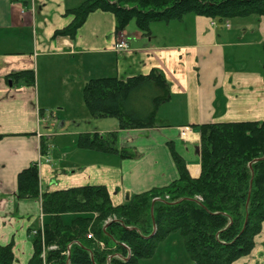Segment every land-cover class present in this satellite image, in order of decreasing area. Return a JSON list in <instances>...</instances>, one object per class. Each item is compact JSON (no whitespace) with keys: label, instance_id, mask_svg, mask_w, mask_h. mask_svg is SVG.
I'll return each instance as SVG.
<instances>
[{"label":"crops","instance_id":"obj_1","mask_svg":"<svg viewBox=\"0 0 264 264\" xmlns=\"http://www.w3.org/2000/svg\"><path fill=\"white\" fill-rule=\"evenodd\" d=\"M74 1L0 0V245L14 243L13 264H29L34 252L33 233L47 219L41 199H20L17 195L19 173L34 163H39L41 193L95 186L99 174L108 175V182L96 186H105L113 205L120 206L133 195L168 186L178 178L170 144L185 160L190 176L200 177L201 136L195 127L264 122V17L213 24L210 18L190 14L181 21L165 23L164 35L154 25L150 35L131 32L129 26L117 35L114 15L96 11L89 15L75 40L54 37L57 30L73 21L65 13L79 5L77 1L72 5ZM120 40L128 42L127 50H116ZM253 48L254 55L249 51ZM246 51L248 56L244 55ZM87 55L89 59L84 58ZM54 57H59L58 71L54 72L60 81L54 84L55 89L50 83L54 72L46 79L49 59ZM77 58L85 65L83 72ZM153 69L162 71L171 86V98L159 108L156 127L83 132H118L119 147L137 152L138 159L110 154L117 157L112 160L109 154L105 157V153L78 148L77 139L70 146L56 147L54 153L52 140L72 134L78 138L82 133L48 131L55 117V107L50 104L53 92L62 101L71 102L73 88L80 83L82 86L84 75L93 71H100L94 79H127L148 75ZM26 70L35 72V85L14 84L10 76ZM72 73L83 75L67 78ZM71 104L62 102L58 110L68 113ZM64 127L62 122L60 128ZM182 128H190L185 136L181 135ZM42 138H46L47 155L41 153ZM69 152H74L75 158H70ZM95 153L116 166L86 159L97 158ZM171 241L173 248L165 246L155 258L180 257L174 250L177 241ZM262 258L264 232L257 237L252 253L237 263L264 264Z\"/></svg>","mask_w":264,"mask_h":264},{"label":"trees","instance_id":"obj_2","mask_svg":"<svg viewBox=\"0 0 264 264\" xmlns=\"http://www.w3.org/2000/svg\"><path fill=\"white\" fill-rule=\"evenodd\" d=\"M96 11L114 15L117 35L133 21L150 35L153 23L181 21L190 14L219 23L264 17V0H84L66 11L73 21L54 37L75 40ZM10 79L34 86L36 75L26 70ZM170 98L171 86L158 69L127 79H91L83 88L92 117L114 118L118 130L156 127L159 108ZM195 129L201 136L200 177L190 176L170 144L178 178L120 206L113 205L105 186L41 193L38 162L20 172L18 197L41 199L47 218L44 234H34L29 264H146L161 244L178 237L193 264H234L250 255L264 229V122L210 123ZM46 144L42 138V155H47ZM77 147L122 159L140 157L119 147L118 132L82 133ZM13 248V242L0 245V264L14 263Z\"/></svg>","mask_w":264,"mask_h":264},{"label":"rangeland","instance_id":"obj_3","mask_svg":"<svg viewBox=\"0 0 264 264\" xmlns=\"http://www.w3.org/2000/svg\"><path fill=\"white\" fill-rule=\"evenodd\" d=\"M76 1L78 4H80L84 0H75L72 3V5H75ZM231 23H233V20H231ZM152 25L159 26V28H161L160 31H162L163 35H164L165 31L167 30V27H166L167 25L165 24V22H156V23H153ZM175 26H179V25H175ZM128 30L131 32L138 30L134 21L130 23ZM89 36L90 35H88V37ZM121 41L122 40H120L119 42H121ZM249 51L250 52L252 51L251 54L254 55L255 48H253ZM249 51L244 52V55L248 56ZM241 52H242V50H241ZM261 53H264V50H261ZM58 58L59 57H54L53 59H49V62L51 64L49 66L50 72L46 74V79L48 78L49 74H52L55 70H57V68L59 66ZM84 58L89 59V55H87ZM52 60H54V61H52ZM77 61L79 62L80 72H83L85 65H84V63H81V62H83L82 59L77 58ZM96 62L98 64L101 63L100 60H96ZM92 65L96 66V64H94V63ZM73 69H74V67L72 68V70ZM60 72L65 73V75H69V73H67L65 70L61 69ZM99 73H100V71L97 70V71H93L92 73H90L89 76L84 75V77H83L84 79L82 81V86L80 83L79 87L73 88L75 95L72 96L73 98H72L71 102H69L68 100L62 101L61 98L59 97V95H57L55 92H53L50 95V97L53 96L52 101H50V104L55 107V108H53L55 117L51 121V125H53V126L48 131L60 133L63 130L64 132H75V131H77V132L83 133V132L95 131V130L96 131L99 130V131H104V132L108 131L109 132V131H112L113 129H117V120L116 119H114V118H103V119L98 120V119L93 118L92 115L90 114V112L88 111L87 107L85 106L84 102H83V88H84V86L86 85V83L89 80L94 79L96 76H98ZM80 74L83 75V73H79L77 75L73 74L74 76L70 75V76H67V78H74V77L78 78ZM106 75H109V74H106ZM103 76H105V74H103ZM58 79L59 78H58L57 72H54L53 80L50 82V83H52L51 88L55 89L57 87V86H54V84L55 83L58 84L60 82V81H58ZM79 89H81L80 94H79ZM51 91L52 90H50L49 93H51ZM60 101H62L63 104H65V105L72 103L71 104V110L68 113H63L61 110H58V108L60 107L59 104L62 103ZM64 119H65V121H64ZM62 122H64V124H65L64 128H60V124ZM44 129L45 128H43V130ZM181 135L183 136L182 133H181ZM75 139H77V138H75V135L72 134V135L67 136V137H65V136L57 137L55 140H52V142H50V144L53 145V151L55 153L56 147H58V149H59V148H62L63 146H70L71 144H73V141ZM120 146H121V144H120ZM130 152H135V151L130 150ZM97 153H95L97 155V158L87 157L86 159L90 160V161L98 162L99 164L100 163L108 164L106 166H109V163H110L111 165H113L112 167L110 166L111 168H114V166H116V165H114V162L109 161V159H108L109 162L106 160L104 161V159L102 158V155H100L102 153H100V154H97ZM68 154L70 155L69 156L70 158H75L74 152H69ZM114 155H116V154H114ZM106 156H107V154L105 155V157ZM108 157H111L112 160L117 158L116 156H111V155ZM55 164L58 165V162L55 161ZM108 181H109L108 175H100L99 174L98 180L94 183H97L96 185H102L100 183L108 182ZM263 232H264V229H263ZM89 234H91V233H88V235ZM175 241H177V244L174 247L175 248L174 250H177V252H179L178 256H180V257H178V258H160L161 261H159L157 258H154V259H152V262H156L157 264H193L188 259L187 255H186V251H185L182 239H180V237H178V238H176ZM167 245L169 248H173V247H171L172 241L170 243H169V240L165 241L163 244H161L159 246L158 254H160L163 251V249L165 248V246H167ZM175 255H177V253ZM248 256H245L241 259L247 258ZM241 259H239V260H241ZM262 259L264 260V258H262ZM239 260H237V261H239ZM237 261L234 264H240V263H237ZM146 264H153V263H150V261H147ZM261 264H263V263H261Z\"/></svg>","mask_w":264,"mask_h":264},{"label":"built area","instance_id":"obj_4","mask_svg":"<svg viewBox=\"0 0 264 264\" xmlns=\"http://www.w3.org/2000/svg\"><path fill=\"white\" fill-rule=\"evenodd\" d=\"M213 24H215L214 22H213ZM229 26V25H228ZM128 49V44L125 42V41H121V42H119L117 45H116V50L117 51H123V50H127ZM189 128H183L182 129V134H183V136H185L186 135V133L187 132H189ZM38 231H40L42 234H44V225L42 224V226H41V228L40 229H38V230H36V231H34V233L33 234H37V232ZM88 238H93V235L92 234H89L88 235ZM101 246L102 247H104V244L103 243H101Z\"/></svg>","mask_w":264,"mask_h":264},{"label":"water","instance_id":"obj_5","mask_svg":"<svg viewBox=\"0 0 264 264\" xmlns=\"http://www.w3.org/2000/svg\"><path fill=\"white\" fill-rule=\"evenodd\" d=\"M127 199H129V194L127 195Z\"/></svg>","mask_w":264,"mask_h":264}]
</instances>
